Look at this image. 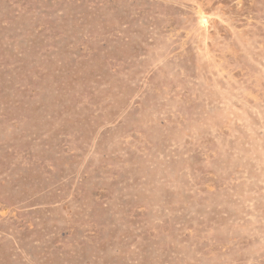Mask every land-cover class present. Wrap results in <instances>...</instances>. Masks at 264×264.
Returning <instances> with one entry per match:
<instances>
[{
  "label": "rangeland",
  "instance_id": "374dc122",
  "mask_svg": "<svg viewBox=\"0 0 264 264\" xmlns=\"http://www.w3.org/2000/svg\"><path fill=\"white\" fill-rule=\"evenodd\" d=\"M0 264H264V0H0Z\"/></svg>",
  "mask_w": 264,
  "mask_h": 264
}]
</instances>
